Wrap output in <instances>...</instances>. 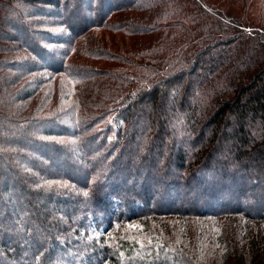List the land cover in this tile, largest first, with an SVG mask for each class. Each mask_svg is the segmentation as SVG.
<instances>
[{"label":"trees","instance_id":"trees-1","mask_svg":"<svg viewBox=\"0 0 264 264\" xmlns=\"http://www.w3.org/2000/svg\"><path fill=\"white\" fill-rule=\"evenodd\" d=\"M0 264H264V0H0Z\"/></svg>","mask_w":264,"mask_h":264},{"label":"rangeland","instance_id":"rangeland-1","mask_svg":"<svg viewBox=\"0 0 264 264\" xmlns=\"http://www.w3.org/2000/svg\"><path fill=\"white\" fill-rule=\"evenodd\" d=\"M113 115H115V114H114V111H113L112 114H110V116H108V118H107L106 121H107V122H112V116H113ZM112 136H113V134H112ZM67 149H70V150H71L72 148H71V147H68ZM52 169H54V168L52 167ZM13 203H14V202H13ZM89 232H90L94 237H97V238L100 236L101 233H103V231L100 233V229L97 228V227H95V226L92 228V225H91V227L89 228Z\"/></svg>","mask_w":264,"mask_h":264}]
</instances>
